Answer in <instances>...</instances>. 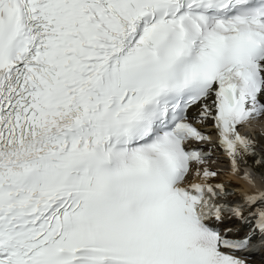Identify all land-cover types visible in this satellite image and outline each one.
<instances>
[{"label": "snow or ice", "instance_id": "6c2138e0", "mask_svg": "<svg viewBox=\"0 0 264 264\" xmlns=\"http://www.w3.org/2000/svg\"><path fill=\"white\" fill-rule=\"evenodd\" d=\"M260 120L264 0H0V264H252Z\"/></svg>", "mask_w": 264, "mask_h": 264}, {"label": "rangeland", "instance_id": "374dc122", "mask_svg": "<svg viewBox=\"0 0 264 264\" xmlns=\"http://www.w3.org/2000/svg\"><path fill=\"white\" fill-rule=\"evenodd\" d=\"M254 132H256V134H258L261 137V134H264V120H260L254 127H253ZM255 134V135H256ZM257 136V135H256ZM216 162H218V167H220L222 169V171L220 172V176H224L227 177L225 174V168H226V163L223 160H217ZM219 170V169H218ZM240 176H238L239 178ZM261 244H254L252 245L253 248L258 247Z\"/></svg>", "mask_w": 264, "mask_h": 264}, {"label": "bare ground", "instance_id": "6f19581e", "mask_svg": "<svg viewBox=\"0 0 264 264\" xmlns=\"http://www.w3.org/2000/svg\"><path fill=\"white\" fill-rule=\"evenodd\" d=\"M254 133L256 134V132H254ZM256 135H257V136H256ZM256 135H255L256 139H260V138H261L258 134H256ZM215 153H217V152H215ZM220 157H222V155H221ZM219 168H220V167H219ZM237 176H238L237 173H236L235 175H233V174L231 173V171H229V177H231V178H229V179H231V180H229V181L227 182V184H229V185L232 186V187H234L235 185H238L239 187H236V188H238V189H243V190H244L245 188L248 187V185L245 183L244 180L238 178ZM232 177H234V178H232ZM256 179L258 180L259 177H256Z\"/></svg>", "mask_w": 264, "mask_h": 264}]
</instances>
